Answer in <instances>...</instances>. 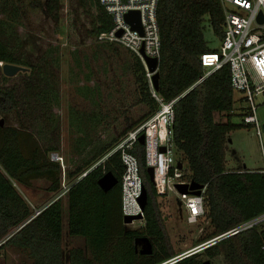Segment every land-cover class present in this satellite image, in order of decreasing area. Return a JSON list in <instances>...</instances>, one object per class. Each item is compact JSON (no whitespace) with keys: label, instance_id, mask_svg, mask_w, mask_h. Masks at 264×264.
I'll use <instances>...</instances> for the list:
<instances>
[{"label":"trees","instance_id":"trees-1","mask_svg":"<svg viewBox=\"0 0 264 264\" xmlns=\"http://www.w3.org/2000/svg\"><path fill=\"white\" fill-rule=\"evenodd\" d=\"M80 6L91 17L89 34L98 41L100 33L111 29L112 15L100 0H80ZM45 7L48 14L59 21L60 0H47ZM157 17L161 52L156 92L167 101L177 98L172 128L176 149L183 154L179 161L184 167V160H187L189 180L206 186L205 213L213 228L201 239L202 243L264 213V169L250 170L241 166L229 169L226 165L227 135L234 129L250 125L232 120L234 115L242 114L234 111L237 100L231 86L229 65L200 81L206 71L201 55L216 50L210 48L205 39L204 17H208L214 34L220 40L223 37L224 12L219 0H158ZM132 55L138 74L139 101L151 107L152 115L160 105L152 95L144 63ZM0 62L26 64L1 40ZM2 79L8 78L0 74V81ZM50 92L41 86L35 93L37 99L45 101L43 107L48 106L47 109L51 108ZM23 100L15 86H0V117L4 119V125H0V240H4L0 256L6 246L28 251L33 258L32 264H160L177 256L179 253L173 248L161 218L159 195L147 172L144 143L138 141L129 151L138 157L148 194L145 224L128 229L122 213L125 166L121 153L115 152L91 168L120 139L114 138L99 147L83 165L62 170L61 163L49 155L58 148L43 143L38 136V126L35 130L27 128L21 117L18 125L6 123L5 114L19 112ZM216 113L224 114L227 120H216ZM140 123L141 120L131 124L125 134ZM86 170L87 174L71 184L66 194L69 234L85 237L90 251L88 254L85 249L76 247L65 252L61 197L32 207L20 186H31L34 179H46L50 182L48 191L58 194L62 190L63 172L70 183ZM108 171L118 182L104 191L99 179ZM36 209L40 210L37 214ZM262 225L210 245L204 248V253L209 258L223 255L227 264H264ZM142 237L152 241L151 253L140 252L138 240ZM200 256L195 252L172 264H200L203 261Z\"/></svg>","mask_w":264,"mask_h":264},{"label":"rangeland","instance_id":"rangeland-1","mask_svg":"<svg viewBox=\"0 0 264 264\" xmlns=\"http://www.w3.org/2000/svg\"><path fill=\"white\" fill-rule=\"evenodd\" d=\"M46 1L0 0V40L26 63L19 64L25 67L24 70L6 75L8 79L0 81V86H15L17 93L25 99L21 101L19 112L12 111L4 118L10 125H18L21 117L27 128L35 130L34 127L38 126V136L43 143L58 148L50 152V158L59 161L62 170L74 169L90 159L99 147L114 138L121 139L131 124L144 121L152 110L148 104L139 101L138 74L132 53L122 45L110 46L92 38L88 32L91 17L80 6V0H60L59 21L48 14ZM204 25L208 46L218 48L221 42L208 17H204ZM4 63L0 62L1 75L4 74ZM41 86L51 91L50 109L43 107L45 101L37 99L35 94ZM238 97L239 93L235 92V98ZM263 100L264 94L256 100L260 102L257 109L260 132L254 125L230 131L226 142L227 161L241 167L264 169ZM238 105L236 102L235 112L240 111ZM215 116L218 121L227 120L224 114L216 113ZM232 120L243 123L240 115H234ZM175 156L178 160L183 158L177 149ZM183 172L189 179L187 160H184ZM63 183L65 179L62 177V187ZM49 184L46 179H34L31 186H20V190L32 207L61 197L64 250L68 252L78 247L88 252L85 237L69 234L68 195L64 188L54 194L48 191ZM157 201L165 230L178 255L201 244V239L212 231L205 203V212L191 223L188 221L189 211L177 193L160 195ZM141 225L142 222L135 221L126 227ZM142 247L143 242H139L138 248ZM198 252L203 260L227 264L222 255L209 258L204 249ZM1 253L0 264L33 262L30 253L18 247L6 246Z\"/></svg>","mask_w":264,"mask_h":264},{"label":"built area","instance_id":"built-area-1","mask_svg":"<svg viewBox=\"0 0 264 264\" xmlns=\"http://www.w3.org/2000/svg\"><path fill=\"white\" fill-rule=\"evenodd\" d=\"M219 2L224 12L223 37L216 50L201 55V63L206 71L200 81L224 65H229L231 86L234 92L239 93L238 99L235 98L239 104L240 111L238 112L242 114L245 124L254 125L257 132H260L257 116L260 102L258 103L256 100L258 96L264 94V21H259L258 16L261 11L264 14V0H219ZM100 3L112 15L113 25L110 30L100 33L97 40L122 45L142 60L152 95L160 107L149 118L130 129L91 168L103 163L115 152L121 153V159L125 166L122 175L123 217L142 213L143 218L134 219L131 223L139 221L144 225V211L139 202L144 182L139 170L138 157L129 151L139 141V137L144 134L146 164L147 167H154L153 183L158 195H165L169 192L177 193L189 211L188 221L194 223L205 212L204 193L206 186L204 185L200 195L180 193L175 186L176 183H190L192 181L186 179L183 166L178 168L179 160L175 156L176 145L172 126L177 98L167 101L156 92L152 82L153 72L148 70L141 52L143 49L148 56L160 59L161 38L157 17L158 0H100ZM130 11H139L141 30L134 28L126 19V14ZM87 172L88 170L84 171L70 183L67 182V175L63 172L62 177L65 179V183H63L62 190L64 188V193L66 194L70 185L85 176ZM39 212L40 210L36 209V214ZM260 224H264V213L246 220L195 247L199 248L198 252L227 237ZM3 242L4 240H0V245ZM191 250L193 248L160 264H172L181 255Z\"/></svg>","mask_w":264,"mask_h":264},{"label":"water","instance_id":"water-1","mask_svg":"<svg viewBox=\"0 0 264 264\" xmlns=\"http://www.w3.org/2000/svg\"><path fill=\"white\" fill-rule=\"evenodd\" d=\"M126 19L132 24V26L134 28L141 30L139 11H130L129 13L126 14ZM258 20L261 22L264 21V14L262 11L260 12V14L258 16ZM141 52H142V55L146 61V65L148 67V70L153 72L152 82H153L154 88H155V90H158L159 89V79H160L159 59L157 57L148 56L143 49L141 50ZM2 68H3L4 74L8 75V76L14 75V74L18 73L19 71L25 69V67H23L22 65L10 63V62H5L3 64ZM0 125H4V119L1 117H0ZM139 141L141 143L145 142L144 134H142L139 137ZM182 166H183L182 163L179 161L178 162V168H182ZM147 172L149 174L150 180L153 182L154 181V167L148 166ZM117 182H118V178L111 171L106 172L99 179V185L101 186V188L104 191H108L109 189H111ZM175 186L180 193H190V194H195V195H200L202 188L204 187L203 184L198 183L194 180H192L190 183H176ZM147 200H148V194H147L146 187L143 184L142 185V191H141V194L139 196V202L141 204V208L143 211H144L145 206L147 204ZM141 218H143L142 213H140L138 215H125L123 217V220H124L125 224H129L134 219H141ZM138 242H143V247L140 249V252L142 254L152 252L153 244H152V241L148 237H142L138 240ZM198 249L199 248L194 247L193 250L181 255L176 261L197 252ZM200 264H213V263L210 259H205Z\"/></svg>","mask_w":264,"mask_h":264},{"label":"crops","instance_id":"crops-1","mask_svg":"<svg viewBox=\"0 0 264 264\" xmlns=\"http://www.w3.org/2000/svg\"><path fill=\"white\" fill-rule=\"evenodd\" d=\"M226 165L229 169H238L241 165L239 164H236L234 162H229L227 161V158H226ZM243 168H247V169H250V170H256V169H263V168H248L247 165H245ZM223 256V255H222Z\"/></svg>","mask_w":264,"mask_h":264}]
</instances>
